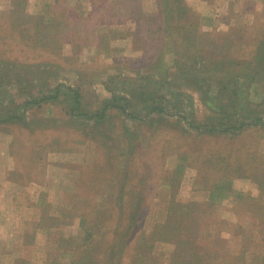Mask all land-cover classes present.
<instances>
[{
    "label": "rangeland",
    "instance_id": "1",
    "mask_svg": "<svg viewBox=\"0 0 264 264\" xmlns=\"http://www.w3.org/2000/svg\"><path fill=\"white\" fill-rule=\"evenodd\" d=\"M263 42L264 0H0V264H264Z\"/></svg>",
    "mask_w": 264,
    "mask_h": 264
},
{
    "label": "trees",
    "instance_id": "2",
    "mask_svg": "<svg viewBox=\"0 0 264 264\" xmlns=\"http://www.w3.org/2000/svg\"><path fill=\"white\" fill-rule=\"evenodd\" d=\"M261 43H262V41H260ZM263 44H264V42H263ZM263 46V45H262ZM259 47H261V45L259 46ZM226 51V52H225ZM225 54H228L229 53V50L227 49V48H224V51H223ZM261 53V51L260 52H257V54H260ZM243 67V66H242Z\"/></svg>",
    "mask_w": 264,
    "mask_h": 264
}]
</instances>
